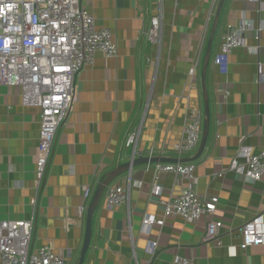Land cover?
Wrapping results in <instances>:
<instances>
[{
  "label": "crops",
  "instance_id": "1",
  "mask_svg": "<svg viewBox=\"0 0 264 264\" xmlns=\"http://www.w3.org/2000/svg\"><path fill=\"white\" fill-rule=\"evenodd\" d=\"M160 1V6H159ZM219 0H81L97 27H107L116 55L96 52L75 79L72 107L56 135L44 172L30 248L48 244L79 256L86 208L102 175L131 159L128 132L140 126L135 157L178 158L174 151L192 109L202 113L201 67ZM162 17L159 46L143 30ZM250 23L244 46L234 48L221 71L214 63L228 25ZM261 29V30H260ZM257 30H260L257 33ZM251 47V48H250ZM195 65V73L188 69ZM209 129L193 179L161 173L160 196L150 192L153 164H139L110 185L130 178L129 204L109 206L103 191L91 219L83 264H264V245L240 247L239 231L255 213L264 218V176L246 181L230 169L239 147L264 151V0H224L205 75ZM227 91V93H224ZM202 129V124H201ZM202 132V131H201ZM201 138V136H200ZM200 143V141H199ZM39 144V108L24 105L18 86L0 84V221L29 217ZM199 146V144H198ZM198 146L180 158L191 157ZM243 162L242 157L237 158ZM90 189L88 202L83 189ZM191 188L200 197L216 196L212 219L220 220V246L205 236L210 217L189 222L163 217V202ZM163 218L144 228L141 219ZM156 241L155 255L146 252Z\"/></svg>",
  "mask_w": 264,
  "mask_h": 264
},
{
  "label": "built area",
  "instance_id": "2",
  "mask_svg": "<svg viewBox=\"0 0 264 264\" xmlns=\"http://www.w3.org/2000/svg\"><path fill=\"white\" fill-rule=\"evenodd\" d=\"M158 4L160 6V1ZM250 27L245 20L226 27L214 57V63L221 71L226 69L231 51L244 46L243 33ZM143 32L149 42L159 46L162 38L161 15L152 17ZM98 51L106 57L114 56L116 44L110 29L97 27L92 13L81 4V0H0V84L20 87L23 104L39 108V144L33 195L29 199L30 214L27 219L0 221V264L68 262L69 253L56 252L48 244L32 250L30 243L45 168L58 130L72 107L76 76L86 64L92 63ZM195 68L193 65L188 69V76L194 75ZM186 118L182 136L173 147L178 158L182 153L194 150L200 141L201 111L191 108ZM139 137L140 126L126 135L125 146L132 149L131 159L135 157ZM238 157H242L243 162L238 161ZM230 169L248 182L260 180L264 176V151L256 154L249 148L239 147ZM193 171L192 162L154 163L151 194L160 196L156 181L161 173H171L185 180L193 179ZM129 191L130 178L126 177L124 182L106 187L105 201L113 207L128 206ZM89 196L90 189L84 187L83 199L88 202ZM217 203L216 196L202 198L191 188H183L178 195L163 202V217L176 216L189 222L210 217L206 223V239L215 240L220 246L222 222L211 218ZM86 206L87 203L82 204L79 214ZM141 223L148 229L153 224L162 225L163 218L144 215ZM239 237L242 249L264 245L262 213H255L243 223ZM156 248L157 242L149 241L146 252L151 258ZM132 264H139L136 258ZM173 264L192 263L186 257H178Z\"/></svg>",
  "mask_w": 264,
  "mask_h": 264
},
{
  "label": "water",
  "instance_id": "3",
  "mask_svg": "<svg viewBox=\"0 0 264 264\" xmlns=\"http://www.w3.org/2000/svg\"><path fill=\"white\" fill-rule=\"evenodd\" d=\"M224 0H219L217 10L215 12L214 18H213V23L212 27L210 29L206 49H205V54L203 57V64L201 67V87H202V94H203V101H204V108H203V123H202V132H201V138H200V143L197 148V151L195 154L191 157H184V158H167V157H134L130 159L129 161L122 163L120 165H117L114 169L111 171L106 172L105 174L102 175L101 179L97 183V186L95 187V190L88 202V205L86 206V213H85V232H84V238L83 242L79 251V256L77 261L74 264H83L84 262V257L86 254L87 249L89 248L90 244V235H91V219L93 212L99 202V199L103 193V191L110 185V183L116 179L120 174L131 170L133 167L139 164H150V163H188V162H194L197 158H199L204 151L205 145H206V140H207V135H208V129H209V107H208V98L206 95V90H205V75H206V70L208 66V62L210 59V48H211V43L213 40L214 32H215V27L216 23L218 20V15L220 12V9L222 7Z\"/></svg>",
  "mask_w": 264,
  "mask_h": 264
}]
</instances>
